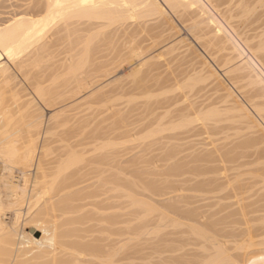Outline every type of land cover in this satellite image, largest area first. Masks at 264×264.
<instances>
[{
	"label": "bare ground",
	"instance_id": "bare-ground-1",
	"mask_svg": "<svg viewBox=\"0 0 264 264\" xmlns=\"http://www.w3.org/2000/svg\"><path fill=\"white\" fill-rule=\"evenodd\" d=\"M19 1L0 21V264H264V212L201 216L178 205L190 196L174 195L180 182L204 194L245 189L228 183L224 163L242 166L257 145L264 157L256 119L264 120V75L254 62L264 66V10H252L256 0ZM170 14L226 67L236 91L188 37L159 47L181 28ZM174 62L189 71H170ZM125 66V79L111 84ZM181 75H189L183 86ZM168 84L184 99L173 110L154 95L166 96ZM203 90L210 95L187 100ZM229 120L245 136L218 148L205 137V148L180 155L188 138L229 131ZM139 190L191 224L171 219L165 232L163 218V233L160 219L148 232L159 209L133 197ZM128 201L147 219L129 226Z\"/></svg>",
	"mask_w": 264,
	"mask_h": 264
},
{
	"label": "rangeland",
	"instance_id": "rangeland-1",
	"mask_svg": "<svg viewBox=\"0 0 264 264\" xmlns=\"http://www.w3.org/2000/svg\"><path fill=\"white\" fill-rule=\"evenodd\" d=\"M3 1V2H2ZM11 0H9V3H8V0H0V15L2 16H0V21H1V19L4 17L5 19H6V16L9 18V16L10 15H12V13H13V11L15 10L16 11V9H17V11H19L18 10V6L19 5H21L22 3L19 1V0H14V1H11ZM19 1V2H18ZM257 1V2H256ZM255 1V3L253 4V7H254V9H252V10H255L256 8V10H259V11H256V12H259V13H261L262 14V12H263V10H264V1H262V0H256ZM260 1H262L261 3H260ZM2 2V3H1ZM18 2V3H17ZM7 3V4H6ZM12 3V4H11ZM15 3H17V4H15ZM20 3V4H19ZM4 4V5H3ZM6 5V6H5ZM8 5V6H7ZM18 5V6H17ZM11 6V7H10ZM15 6V7H14ZM4 7H6L5 9L7 10V9H10V10H7V11H5L4 10ZM8 7H10V8H8ZM261 7V8H260ZM12 8H13V10H12ZM15 8V9H14ZM3 9V10H2ZM11 11H12V13H11ZM16 11V12H17ZM262 11V12H261ZM9 12H10V15H9ZM7 13V14H6ZM15 13V12H14ZM6 14V15H5ZM5 15V16H4ZM172 16H174V15H172V14H170V17L172 18V20H173V22H174V20H176L174 23H176L175 25H177V27H178V25H179V30H178V28L176 29V31L175 32H173V34H172V36H171V38L168 40V42L166 43H164V44H162L161 46H159V47H163V45H168L169 46V43L171 42V41H173V40H175L174 42H176V41H178V40H182V39H187V37H188V39H187V41H190L191 40V43L193 42V45L194 46H196L197 48H198V52L202 55V54H204L203 55V57L205 58L206 57V60L208 61V62H210L211 63V65H212V67H214L215 68V70L218 72V74H220V76L222 77L221 79L226 83V84H229L228 86L231 88V84L228 82L229 80H225V79H228V77L226 76V74L224 73V69L226 68V67H222L223 69H221V66H219L214 60H213V58H211L208 54H206V53H204V51L199 47V46H197L196 45V43H195V41H193V37H192V35L190 34H188L187 33V31H186V29H185V25L184 24H182L181 23V21L176 17V16H174V17H172ZM4 18H3V20H4ZM263 18H264V15H263ZM222 21V20H221ZM255 24V25H254ZM253 25H251L250 26V28L249 29H253L254 28V26L256 27V25H258V23H254ZM224 26H225V28H227V30L230 32V34L231 35H234V39L236 40V39H238L239 37H235L236 35L230 30V29H228L229 27L227 26V25H225V23H224ZM182 29V30H181ZM180 31V32H179ZM247 32L249 31V30H246ZM232 32V33H231ZM249 34H253L252 32H248ZM175 35V36H174ZM189 36H191V37H189ZM172 37H173V39H172ZM172 39V40H171ZM190 39V40H189ZM239 40H240V38H239ZM170 41V42H169ZM238 43H239V45H240V47L245 51V53L248 55V56H250L252 59H254L253 57H252V54H250L249 52L250 51H248V49H247V47H243V44H241V42L240 41H242V40H240V41H238V40H236ZM242 43H244V42H242ZM245 45V44H244ZM167 47V46H166ZM197 48H195V49H197ZM158 49V50H157ZM160 48H156L155 49V53L154 54H156V53H158L159 51H162L163 49H160ZM201 49V50H200ZM153 54V55H154ZM209 57H207V56ZM211 59V60H210ZM212 60H213V62H212ZM254 62H255V64L257 65V67H258V69H259V71L260 72H263L262 73V75H264V66L263 67H261L262 65H261V63H259V61H256L255 59H254ZM258 62V63H257ZM182 63V62H181ZM213 63H215V64H213ZM178 64V65H177ZM183 65V66H182ZM186 66V67H185ZM188 64L186 65L185 63L183 64H180V62H174V64L173 63H171V66H170V71H174V70H176V72L175 73H177V72H179V71H189L188 69ZM260 66V67H259ZM220 67V68H219ZM179 68V69H178ZM182 68V69H181ZM128 71H129V67L128 66H125V68L124 69H122V70H120L119 72H117V73H115L113 76H112V83L111 84H114L115 82H117L118 80H122V79H125V77H126V75H127V73H128ZM223 74H222V73ZM190 75V74H189ZM189 75H187V76H189ZM224 75V76H223ZM186 75L185 76H182L181 75V77H179V79H180V81L182 80V81H184V82H178L179 84L178 85H180V86H183V84L186 82L185 80H187L188 79V77H187ZM191 76V75H190ZM183 77V78H182ZM186 78V79H185ZM115 79V80H114ZM185 79V80H184ZM115 81V82H114ZM181 83V84H180ZM174 84H168V87H166L165 88V93L168 91V93L166 94V96L164 95V91L162 90V91H158L157 93H155L154 95H156L157 94V98L158 99H169V107L171 108V110H173V109H175V108H179V107H181L182 106V104L184 103H182V101L181 100H184L183 99V96L181 95V93L178 91V90H176L175 88L176 87H174L173 86ZM170 86H172L171 88H170ZM233 91L235 90L234 89V87H232L231 88ZM207 90V89H206ZM206 90H203V92L202 91H200L199 93H197L196 94V92L195 91H192V92H195V94L197 95H195L194 93H190V92H188L187 93V95H188V101L190 102H193V101H201V100H203L204 98H202V96H208V95H210V93H208ZM186 91V90H185ZM184 91V92H185ZM236 91V90H235ZM163 92V93H162ZM207 92V93H206ZM194 94V95H193ZM199 94V95H198ZM235 94H237L236 96H237V98L239 97V99L241 100V101H243L244 102V98L242 97V96H239L240 95V93L238 92H235ZM239 94V95H238ZM178 95V96H177ZM187 95H186V97H187ZM159 96V97H158ZM163 96V97H162ZM182 96V97H181ZM190 96V97H189ZM162 97V98H161ZM176 97H177V99H176ZM201 98V99H200ZM122 99V98H121ZM121 99H120V101L119 100H116L117 101V103L118 104H121L122 102H124V100L126 99H122V101H121ZM176 99V100H175ZM179 99V100H178ZM190 99V100H189ZM116 101H115V104H117L116 103ZM120 103H119V102ZM182 103V104H181ZM176 104V106H174ZM171 105H172V107H171ZM179 105V106H178ZM181 105V106H180ZM184 105V104H183ZM97 106V105H96ZM96 106H94L95 108H98V109H100V110H102V108H100L101 106L100 105H98L97 107ZM175 107V108H174ZM169 109V108H168ZM249 110H251V112H252V114L255 116V118H256V113H255V111H252L253 109H251V107H249ZM45 114H47V115H50L51 114V112H49L48 113V111H45V113H44V115ZM48 117V116H47ZM259 116L257 115V118L256 119H260L259 120V123H261V125H262V127L264 128V120H262L260 117L258 118ZM261 121V122H260ZM233 122H236V120H234ZM233 122H230V120H229V122H224L223 124H225V125H228V130L229 131H227V130H225L224 131V133H222V134H218V135H209V136H207V134H199V135H197V136H195V137H190V138H188L189 139V141H188V139L186 140V141H184L185 143H186V145H187V149H185L184 151H183V153L181 152V156L182 155H187L188 153H189V151L190 150H188V148L190 147L191 148V151L190 152H192V148H195V146L197 147L196 148V150L198 151L199 150V148H205V147H202V145H203V143L204 142H207V141H205V139L207 138V137H209V138H207V139H210L214 144H213V146L214 145H216L215 147H217L218 148V145L219 146H223V144L224 143H228V142H230V141H234L235 139H240L241 138V136H245V134H246V132H244L245 130H243V128H244V126L242 125H240V123H233ZM237 124V125H236ZM239 124V125H238ZM235 125V126H234ZM234 129H235V131H234ZM237 129V130H236ZM238 129H241L242 130V133H240L241 132V130L239 131ZM232 130V131H231ZM231 131V132H230ZM233 131H234V133L235 134H237V132H239L238 134L239 135H237V137L236 136H234L235 134L233 133ZM245 134H244V133ZM227 134V135H226ZM240 134H242V135H240ZM203 135V136H202ZM224 135H225V137H224ZM229 135V136H228ZM226 136H228L229 138L228 139H225L226 138ZM231 136V137H230ZM234 136V137H233ZM199 137V138H198ZM206 137V138H205ZM211 137V138H210ZM195 138H196V140H195ZM235 138V139H234ZM242 138H244V137H242ZM191 139V140H190ZM225 139V140H224ZM223 140V141H222ZM226 140H230V141H226ZM217 141V142H216ZM183 142V143H184ZM191 142V143H190ZM194 142V143H193ZM198 142V143H197ZM216 142V143H215ZM220 143V144H219ZM189 144H191V145H189ZM199 145V146H198ZM255 147V148H254ZM254 147H252V148H250L248 151L250 152V151H252V149H253V153H252V155L250 156V157H246V158H243V159H241V161L243 162V165H245V166H241V165H234V164H231V163H224V164H227V166L225 167V165H224V167H225V169L223 170V172L224 171H226V176H227V179H228V183H232V185H237V183H238V185L237 186H239V184H240V186L239 187H241V188H245L247 185V187L245 188V189H239V190H237L236 192H234V193H232L233 191L232 190H230L231 188H227V189H229V191L227 190V191H217V192H212V193H210V194H208V193H201V192H194V191H190V190H187L188 188H189V185H190V183H183V185H182V183L180 184V183H176V186L178 187L177 189H176V191L174 192V193H171V194H174V195H187V197L188 196H190V198L188 197V199L187 200H181V201H179L178 202V205L180 204V207L182 208V210L184 209V210H192V211H194V212H196V210H197V212L199 213V214H201V216L204 214H207V215H205V216H209V214L210 213H212V212H235V211H238V212H242V211H244V212H264V174H263V171H262V168L264 167V157L259 153V149L258 148H260L261 149V145H260V147H259V145H257V146H254ZM209 148V147H208ZM211 148V147H210ZM194 150V149H193ZM186 151L188 152V153H186ZM254 151H255V154H254ZM258 151V152H257ZM186 153V154H185ZM251 153V152H250ZM253 155H255V156H253ZM254 158H256V159H254ZM253 159V160H252ZM258 160H260V162H258ZM262 161V162H261ZM248 163H251V165H250V167L252 168H250L249 167V165H246V164H248ZM259 163H260V165H259ZM253 164H254V166L255 167H253ZM236 166H238L239 167V169H237L236 168ZM246 166H248V167H246ZM242 167V169L240 170V168ZM244 167V168H243ZM162 168L163 167H160L159 168V171L161 172V171H163L162 170ZM227 168H228V170H227ZM231 168V169H230ZM254 168V169H253ZM258 168V169H257ZM261 168V169H260ZM233 169V170H232ZM235 169H237V171L235 170ZM246 169V170H245ZM261 170V171H260ZM232 171V172H231ZM238 171H239V173H238ZM253 171V172H252ZM222 172V173H223ZM229 172V173H228ZM262 172V173H261ZM247 173V174H246ZM232 174V175H231ZM239 174V175H238ZM246 174V175H245ZM222 175V174H221ZM225 175V174H224ZM240 176V177H239ZM164 176H159L157 179H158V181L159 182H163L164 181V178L166 179V177H164ZM230 177V178H229ZM232 178V179H231ZM241 179V181H242V183L240 182V179ZM167 179H170V178H167ZM174 180L175 182H177V180L179 179V180H182V177L181 178H171L170 180ZM230 179H231V181H230ZM235 179H236V182H235ZM237 180H239V181H237ZM234 181V182H233ZM240 182V183H239ZM247 182H249V183H247ZM235 183V184H234ZM177 184H179V185H177ZM185 184H187L186 186L187 187H183V186H185ZM181 185V186H180ZM231 184H230V186H232ZM250 185V186H249ZM181 187H183L182 189H181ZM242 190V191H241ZM232 191V192H231ZM239 191V192H238ZM134 192H138V194H140V195H137V196H133V197H136V199H138V200H140L139 198L141 197V201H148L149 202V200H150V204H152V205H155L156 203H154V201H152V200H154V197H152V198H150L148 195L147 196H145L146 194H142L141 195V190H139V191H134ZM141 192V193H140ZM231 193V194H227V193ZM137 194V193H136ZM136 194H131V195H136ZM170 194V195H171ZM225 194H227V196H224ZM236 195V196H235ZM173 196V195H172ZM193 196V197H192ZM198 196V197H197ZM225 198H224V197ZM139 197V198H138ZM195 197H196V200H195ZM229 197V198H228ZM227 198V199H226ZM155 200H157V198H155ZM234 201H236L235 203H234ZM129 202V201H128ZM232 202V203H231ZM239 202V204H237ZM181 203H182V205H181ZM187 203V204H186ZM189 203V204H188ZM224 205V206H223ZM236 205V206H235ZM156 206L158 207V208H156V209H159V211H158V213L156 212L154 215L152 214V215H148V217L147 218H149V217H151V218H149V222L151 221V225L152 226H149V228H147V230H148V232L150 231V232H152V228H153V230H155L154 229V225H155V223L154 222H156V224H157V220H161V219H163L164 218V220L166 221L168 218H170V222H169V219L166 221V224H164L163 226H161L163 229H164V226L166 227L165 229H167L165 232H169L170 231V229H172V223L175 221V222H179V223H184L185 225H190L191 223L190 222H187L188 224H186V222H184L183 221V219L181 220V218H178V216L177 215H175V213H173V212H171V211H167V209L163 206V205H159V204H156ZM155 206V207H156ZM190 208H189V207ZM227 206H229V207H227ZM245 206V209L243 208ZM134 208V206H131V204H130V202L127 204V208H126V212H127V220H128V225L130 226L131 224H132V226H134V225H136L137 224V221H136V219H138V222H139V220H141L143 217L144 218H146L145 216H142L141 217V214H143L141 211H137V209H133ZM238 207H240V208H242V210L241 211H239L238 209ZM132 208V209H131ZM192 208V209H191ZM236 208V209H235ZM234 209V210H233ZM164 210V211H163ZM221 210H223V211H221ZM137 211V212H136ZM162 211V212H161ZM167 211V212H166ZM166 212V215H164V213ZM137 213H139V214H137ZM158 214V215H157ZM222 214V213H221ZM134 215H135V217H134ZM137 215V216H136ZM158 217V219H156V221H155V219L153 220V217H156V216ZM162 217H161V216ZM175 215V216H174ZM176 216H177V219H175L176 218ZM9 217H10V219H11V221H12V219H13V216H12V214H8V216H7V218L9 219ZM12 217V218H11ZM160 217V218H159ZM143 218V219H144ZM146 218V219H147ZM10 219L7 221L8 223H11V221H10ZM173 220V222H172V220ZM7 220V219H6ZM133 220V221H132ZM159 220V221H160ZM148 221V220H147ZM159 221H158V227H157V225H155V227H157L156 228V231H157V229L158 230H161L162 232L161 233H163L164 232V230H162L161 228H160V225H162L163 223H164V221L163 220H161V222H160V224H159ZM163 221V222H162ZM172 222V223H171ZM154 223V224H153ZM190 223V224H189ZM168 224V225H167ZM170 224H171V226H170ZM131 226V227H132ZM152 227V228H151ZM171 227V228H170ZM151 228V229H150ZM160 228V229H159ZM169 229V230H168ZM130 234H128V239H129V241L130 240H134V239H136L137 237L135 236V235H133V234H131L130 236H129ZM146 237L145 238H148V237H150L149 235H145ZM148 236V237H147ZM151 238V237H150Z\"/></svg>",
	"mask_w": 264,
	"mask_h": 264
}]
</instances>
